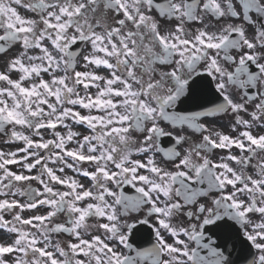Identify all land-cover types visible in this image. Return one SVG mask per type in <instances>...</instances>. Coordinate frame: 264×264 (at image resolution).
Wrapping results in <instances>:
<instances>
[{"label": "snow or ice", "instance_id": "snow-or-ice-1", "mask_svg": "<svg viewBox=\"0 0 264 264\" xmlns=\"http://www.w3.org/2000/svg\"><path fill=\"white\" fill-rule=\"evenodd\" d=\"M0 59V264H264V0H0Z\"/></svg>", "mask_w": 264, "mask_h": 264}, {"label": "flooded vegetation", "instance_id": "flooded-vegetation-1", "mask_svg": "<svg viewBox=\"0 0 264 264\" xmlns=\"http://www.w3.org/2000/svg\"><path fill=\"white\" fill-rule=\"evenodd\" d=\"M21 11V14L22 15H29V13H27L25 10H23V9H21L20 10ZM255 18V17H254ZM0 70H3V60L2 59H0ZM79 70H83V69H79ZM13 78H15V74H14V76H13ZM46 79H47V76L45 77ZM94 91V90H93ZM82 112H83V110H81ZM214 119H216V120H214V121H211L210 122V125L212 126L213 124H215L217 127H222L223 128V130L225 131V132H228L229 131V129L226 127V126H224V122H225V118L224 117H215ZM69 123H71V121H68ZM204 122V121H203ZM205 123V122H204ZM73 130L74 131H79V132H81L82 134H88L87 133V130L83 127V126H80V125H75V124H73ZM166 130H171V129H168V128H166ZM58 131H61V132H65L66 131V129H64V128H59L58 129ZM233 135H235L234 133H233ZM45 137L46 138H51L50 136H49V134L47 133V132H45ZM0 139H1V136H0ZM75 145H69V147H74ZM234 152H236V154H239L238 153V151H236L235 149H234ZM222 154H224V155H226V152L225 153H222ZM215 158V157H214ZM71 162V161H70ZM85 167H87V165H85ZM65 172L68 174V175H75L74 173H72L71 172V170H65ZM78 179H80V181H81V183H84L85 184V186H88V184L90 183L86 178H83V177H77ZM36 187H39V186H36ZM127 190V189H126ZM41 211H43V209H41ZM34 213H32V212H25V213H23V215L25 216V217H28V216H30V215H33ZM64 217L63 216H61L60 218H59V222H63L64 221ZM254 219H258V218H255L254 217ZM56 238H59V239H68V237L66 236V235H62V236H59V237H56ZM3 242H11V237H5V236H3ZM171 242V241H170ZM9 259H10V257H8Z\"/></svg>", "mask_w": 264, "mask_h": 264}, {"label": "rangeland", "instance_id": "rangeland-1", "mask_svg": "<svg viewBox=\"0 0 264 264\" xmlns=\"http://www.w3.org/2000/svg\"><path fill=\"white\" fill-rule=\"evenodd\" d=\"M20 145H17L16 147H19Z\"/></svg>", "mask_w": 264, "mask_h": 264}]
</instances>
